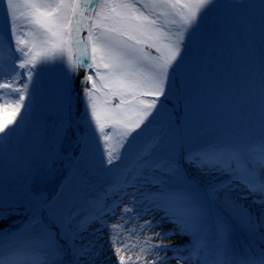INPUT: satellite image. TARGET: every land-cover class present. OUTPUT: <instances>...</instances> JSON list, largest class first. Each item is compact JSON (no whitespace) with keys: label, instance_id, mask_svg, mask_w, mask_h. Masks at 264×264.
<instances>
[{"label":"snow or ice","instance_id":"1","mask_svg":"<svg viewBox=\"0 0 264 264\" xmlns=\"http://www.w3.org/2000/svg\"><path fill=\"white\" fill-rule=\"evenodd\" d=\"M213 5L0 0V146L27 132L43 75L66 64L47 119L52 165L65 158V141L70 161L51 199L10 191L12 175H0V264H104L105 232L117 264H264V133L234 144L188 131L191 96L182 77ZM97 157L104 176L94 189ZM12 217L27 218L13 227ZM140 233L151 234L141 241ZM174 236L188 240L163 243Z\"/></svg>","mask_w":264,"mask_h":264},{"label":"rangeland","instance_id":"2","mask_svg":"<svg viewBox=\"0 0 264 264\" xmlns=\"http://www.w3.org/2000/svg\"><path fill=\"white\" fill-rule=\"evenodd\" d=\"M3 15L0 9V22ZM66 68L65 64L63 68L56 67L43 75L36 114L30 120L27 132L12 141L17 143L16 148L11 143L6 153L7 150L0 146L4 150L0 152V175H12L14 182L10 181V191L26 193L33 189V195L43 193L51 199L57 196L61 184L66 182L65 177L70 171V161L66 158L69 141L64 142L61 153L65 158L57 159L52 165L54 125L47 119L56 108ZM72 82L76 88L79 87L78 74L73 76ZM182 82L191 96L188 131L197 129L206 137L220 134L227 142L234 144L251 143L264 133V0H214L213 7L206 15L203 39L186 65ZM168 107H172L171 101ZM163 127L170 137L178 135L174 124L171 129L167 124ZM55 147L59 149L58 144ZM75 150L71 149L73 153ZM42 169L43 179L34 181L33 176ZM95 169L98 179L94 189L99 187L104 176L98 157ZM238 195L233 193V196ZM240 202L248 204V201ZM252 211H256L255 206ZM156 216L159 218L160 213H156ZM26 218L12 217L16 220L13 227H18L20 221ZM10 223L11 220L5 222ZM171 227L167 223L163 225L165 230ZM156 231L160 229H152V232ZM150 234L140 233V240ZM233 238L236 242L241 241L239 229ZM187 240L186 236H174L163 243L184 244ZM135 241L136 237H132L128 242ZM100 243L104 246V264H117V258L108 248L107 232ZM134 251H139V248ZM167 254L172 256L173 252ZM169 264H176V261L172 260Z\"/></svg>","mask_w":264,"mask_h":264},{"label":"trees","instance_id":"3","mask_svg":"<svg viewBox=\"0 0 264 264\" xmlns=\"http://www.w3.org/2000/svg\"><path fill=\"white\" fill-rule=\"evenodd\" d=\"M83 74H84V73H83V70L81 69V70L79 71V73H78V82H79L80 78L83 76ZM12 144H15V148H16L17 143H13V142H12ZM3 151H4L3 148H1V149H0V152H3ZM76 151H77V149L74 151V153H75ZM8 152H9V150L6 151V153H8ZM6 153H5V154H6Z\"/></svg>","mask_w":264,"mask_h":264},{"label":"bare ground","instance_id":"4","mask_svg":"<svg viewBox=\"0 0 264 264\" xmlns=\"http://www.w3.org/2000/svg\"><path fill=\"white\" fill-rule=\"evenodd\" d=\"M39 173L43 177L44 170L42 169ZM37 180H40V179H37Z\"/></svg>","mask_w":264,"mask_h":264}]
</instances>
